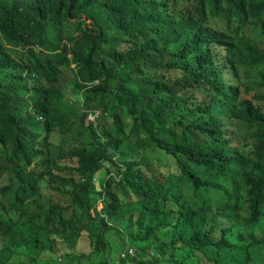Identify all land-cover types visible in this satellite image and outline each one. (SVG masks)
I'll return each mask as SVG.
<instances>
[{"label":"trees","instance_id":"16d2710c","mask_svg":"<svg viewBox=\"0 0 264 264\" xmlns=\"http://www.w3.org/2000/svg\"><path fill=\"white\" fill-rule=\"evenodd\" d=\"M192 2L199 10V16L215 19L213 7L216 4L209 0H179V3L168 0L171 10L165 16L163 0H0V143H4L3 148L0 146V151L12 152L5 158L6 164L11 168L8 180H5L8 189L19 190L20 195L32 197L33 186H36L34 196H46L48 190L59 188L62 173L69 171L74 177L80 172L87 179L93 164H116L113 162L116 157L118 161L122 160V164H126L129 159L139 157L141 151L135 152L127 146L124 148L123 138L115 144L116 136L124 135L130 142L128 144L144 143L150 147L153 158L151 152L150 155H144L140 167L147 168L138 172H145L141 174L145 178L147 170L153 172V164L155 172L159 168V175L153 172V181L159 190V196L163 197L168 207L179 209L183 202L193 203L194 207L213 205L217 198L216 208L227 210L229 202L227 211L247 212L251 215L253 210V216L255 212L259 214L264 205L257 198H249L244 202L234 194L229 198L228 192H225V198L223 194L217 196L220 186L211 182L214 177L209 180L203 177L201 180V184L203 180L207 182L204 183V188L209 190V194L205 190H191V185L199 183L197 173L193 174L195 169L198 172L207 170V174H212L216 166L208 162H189L187 166L181 153H189L191 150L188 149L189 145L185 148L179 143L177 137L180 132L188 130L173 119L174 110L169 111V107L177 97L182 96V102L187 103V98L194 94L193 100L203 102L201 107L207 112L202 111V108L201 112L193 111L191 120L185 118L184 124L199 122L202 114L221 118L219 102H224L233 93L232 90H223L230 87V82L244 68L237 66V62L234 63L232 59L228 58L227 63L226 59L223 61L224 58L217 59L218 45L217 51L214 47L215 59L212 55L203 56L199 49L205 50L206 45L214 46L215 42L225 45L223 38H228L234 44V49L221 51L222 56L233 51L236 56L245 55L242 60H238L244 62L247 61L249 52L253 54L257 51L256 56L263 64L264 3L254 10L239 9L235 16L223 18V23L221 19L219 21L220 25L233 30L256 29L257 34L251 44V39L247 42L241 35L229 38L225 34L213 33L211 29L207 31L205 27L209 23L204 20H199L201 23L198 27L192 23L182 26L185 3H189L187 11L196 22L193 17L198 10L194 3L191 6ZM165 5H169L167 0ZM207 6H211V10ZM176 19V23H173ZM187 21L189 20H185V23ZM214 29L219 32V28ZM186 31L189 37L184 34ZM197 44L200 46L195 47ZM66 72H70L67 84L62 85V77ZM255 73L264 83V69L259 66V72ZM221 82L227 86H223ZM248 86L250 90L253 89V84L248 83ZM262 96L264 99V90ZM78 97H83V102L81 99L78 101ZM88 110H102L103 116L98 121L100 124H86ZM42 113L45 116L40 118ZM135 114L137 118L144 115L141 123L135 122ZM46 123L48 128L51 125L54 130L50 127L44 139ZM250 132L251 141L240 159L243 162L247 158V163L243 164L253 171V181L250 183L252 188L247 194L257 192L259 197V192H263V198L264 117L251 127ZM172 138H177L174 143ZM38 141H42L44 148H48V154L42 151L46 153L42 157L52 156L53 146L57 154H62L69 162L62 161L64 158L58 162L54 158V162L50 158L38 159L40 156L36 149H42V143L40 147H36ZM175 144L177 148H183V151L171 154L169 150ZM169 159H177L179 167L170 169ZM48 160L52 162V166L44 167V162ZM38 161H42L40 170ZM70 168L74 172H70ZM83 168H88L90 172L82 170ZM97 169L99 168H94ZM169 172L173 176L161 177ZM145 180L149 184L151 178ZM183 180L185 184L195 180L193 184H189L191 188L187 186L188 194H185L187 188L181 186ZM224 181L226 182L225 179L221 180V184ZM50 182L52 186L56 182V186L51 188ZM230 184L233 182L230 181ZM151 187L154 188L153 184ZM77 201L75 198L74 202ZM70 208L73 209L74 206ZM11 228L12 223L9 221H0V229L9 231ZM0 264H5L1 250Z\"/></svg>","mask_w":264,"mask_h":264},{"label":"clouds","instance_id":"9594fccd","mask_svg":"<svg viewBox=\"0 0 264 264\" xmlns=\"http://www.w3.org/2000/svg\"><path fill=\"white\" fill-rule=\"evenodd\" d=\"M165 1L163 0L162 8L164 16L171 10V4L167 0L169 5H165ZM209 1L216 4L213 7L214 20L208 16H199V10L192 2L191 6L194 3V7L198 10L193 17L196 18V24L195 19L190 18L191 13L187 11L189 3H185L182 26L192 23L198 27L201 23L199 20H204L209 23V26L205 27L207 31L211 29L213 33L226 34L232 38L241 35L247 39V42H249L248 39H251V44H253V39L255 40L257 34L256 29L254 31L233 30L220 25L219 21L221 19V23H223V18L235 16L239 9H257L261 3H264V0ZM174 2L179 3V0H174ZM179 6L177 5V7ZM207 9L211 10V6H207ZM177 19L173 23H176ZM185 20L189 21L185 23ZM214 27L219 28V32ZM241 27L243 26L241 25ZM255 27H257L256 21ZM184 34L188 35V31ZM259 35H261V31H259ZM223 40L226 42L225 45L215 42L214 46L206 45L207 49L205 50L197 48L200 50L199 53H203V56L204 54L207 57L212 55L215 59L214 47L217 51L218 45L217 59L224 58L223 61L226 59L227 63L229 58L234 63L237 62V66L240 65L244 68L238 76L235 74L237 77L230 82V87L223 90L225 92L232 90L233 93L224 102H219L221 118H215L212 114L208 117L202 114L199 122L192 121L184 124L185 118L191 120L193 111L201 112L202 108V111L207 112L201 107L203 102L193 100L194 94L187 98V103L182 102V96L177 97L174 104L169 107V111L174 110L173 119L182 123V127L188 130L180 132L177 137L179 143L183 144L185 148L189 145L188 149L191 150L189 153H181L187 166H189V162H194V164L208 162L216 166V170L212 174H207V170L198 172L195 169L193 174L197 173L199 183L193 184L195 180L189 182L191 180L189 178L187 182L193 184L191 185L193 188L189 184H185V180L181 186L183 188L189 186L191 190H205L209 194V190L204 188L207 182L203 180L201 184V180L203 177L206 180L214 177L211 182L220 186L217 196L223 194V198H225V192H228L229 198H231V194L244 202H247L249 198H257L264 205V196L261 198L263 192H259V197L257 192L255 194L249 192L251 195L247 194L252 188L250 183L253 181V171L247 169L243 164L247 163V158H244L243 162L240 159L241 154L251 141V127L264 117L262 96L264 83L255 73L259 72V66L264 69V62L261 64V60L256 56L257 51L253 54L249 52L248 59L244 62L238 60H242L245 55L236 56L233 51L222 56L221 51L234 49V44L228 38H223ZM199 46L200 44H197L195 47ZM248 83L253 84L252 90L249 89ZM223 86H227V84H223ZM195 96L197 95L195 94ZM223 96H227V94H223ZM80 99L83 102V97H78V101ZM196 104L198 106H195ZM204 105L209 104L204 103ZM88 113L86 121L88 126L100 124L98 121L103 116L102 110H88ZM43 116L45 113H42L40 118ZM104 116H106V112H104ZM143 117L144 115L137 118V114H135V118H137L135 122L141 123ZM169 118H171V114H169ZM159 120H161V116H159ZM163 120H165V116H163ZM114 122L116 121L114 120ZM102 126H104V120H102ZM50 127L54 130L51 125L48 128V123H46L44 139H46ZM100 134H102V128H100ZM122 138L124 139L122 143L124 148L127 146L130 150L133 148L135 152L141 151L139 157L128 160L129 165L128 162L122 164V160L118 161V157L113 159L117 165L106 162L101 163L100 166L93 164L90 170L94 174L88 170L89 166L82 169L90 172V177L87 179L80 172L73 177L67 171L62 173L58 189L54 188L56 182H54V186L50 182L51 188L54 189L48 190L46 196H34L36 186H33L32 197H24L18 193L19 190L8 189L5 180H8L11 168L6 164L5 158L12 152L2 153L3 151H0V221L12 223V228L9 231L0 229V250L5 258V264H264V206L258 215L255 212V216H253V210H251V215L247 212L227 211L229 202H227V210L216 208L217 198L213 205L194 207L193 203L183 202V206L179 209L168 207L164 203L163 197L159 196V190L153 181L155 164H153V172L147 170V176H145V178H151L149 184L141 175L145 172H138L147 168V166H140L144 155H150V147L144 143L128 144L130 142L124 135H117L115 144ZM177 138H172L171 141L174 143ZM40 143L42 141H38L36 147H40ZM0 146L3 148L4 143H0ZM52 150L54 154L46 156V158H50V160L54 158L56 162L64 158L62 161L69 162L65 156L57 154L53 146ZM58 150L60 149L58 148ZM42 151L48 154V148L46 146L44 148V143H42V149H36V153L40 156L38 159L46 160L42 157L46 153H42ZM180 151H183V148H177L176 144L169 150L171 154ZM96 152H98V146H96ZM126 154H130V152H126ZM161 154H163L162 150ZM151 158H153V152H151ZM50 160L44 162V167L52 166L54 160L52 162ZM40 164L42 161H38V170H40ZM159 164H161V160H159ZM149 166H151V162H149ZM175 167H179L178 160L169 159V168L175 170ZM94 168L99 169L94 170ZM38 170L36 169L37 172ZM54 170H56V164H54ZM58 170H60L59 164ZM64 170H66V165ZM70 172H74V170L70 168ZM149 172H151V176H149ZM155 174L159 175V168ZM179 175L181 176V174ZM168 176H173V174L169 172L161 177ZM185 176H187V170H185ZM52 178H54V174H52ZM56 178H58V174H56ZM219 178L222 181L225 179L226 182L221 184ZM230 181L233 184H230ZM151 184L154 188L151 187ZM257 186H259L258 182ZM189 188L185 189V194H188ZM181 196H183V192H181ZM75 198L78 199L76 203L74 202ZM259 202H257V206H259ZM71 206L74 208L71 209ZM253 206H255V202H253Z\"/></svg>","mask_w":264,"mask_h":264},{"label":"rangeland","instance_id":"374dc122","mask_svg":"<svg viewBox=\"0 0 264 264\" xmlns=\"http://www.w3.org/2000/svg\"><path fill=\"white\" fill-rule=\"evenodd\" d=\"M67 71H69V69L67 70ZM69 74H70V72L68 73V72H66L65 74H64V77H62V85H66L67 84V78L69 77ZM71 88V87H70ZM69 87H68V89H70Z\"/></svg>","mask_w":264,"mask_h":264},{"label":"bare ground","instance_id":"6f19581e","mask_svg":"<svg viewBox=\"0 0 264 264\" xmlns=\"http://www.w3.org/2000/svg\"><path fill=\"white\" fill-rule=\"evenodd\" d=\"M225 35H226V34H225ZM226 36H227V35H226ZM230 37H231V36H229V38H230ZM237 49H240V48L237 47Z\"/></svg>","mask_w":264,"mask_h":264}]
</instances>
